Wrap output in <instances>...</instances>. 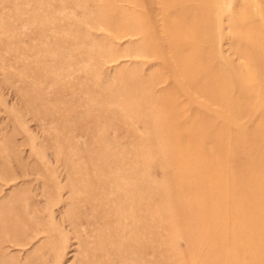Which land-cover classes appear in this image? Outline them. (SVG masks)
<instances>
[{
  "label": "rangeland",
  "instance_id": "rangeland-1",
  "mask_svg": "<svg viewBox=\"0 0 264 264\" xmlns=\"http://www.w3.org/2000/svg\"><path fill=\"white\" fill-rule=\"evenodd\" d=\"M0 264H264V0H0Z\"/></svg>",
  "mask_w": 264,
  "mask_h": 264
}]
</instances>
